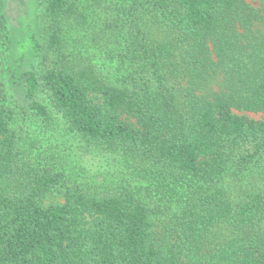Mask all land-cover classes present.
I'll list each match as a JSON object with an SVG mask.
<instances>
[{
  "label": "trees",
  "instance_id": "trees-1",
  "mask_svg": "<svg viewBox=\"0 0 264 264\" xmlns=\"http://www.w3.org/2000/svg\"><path fill=\"white\" fill-rule=\"evenodd\" d=\"M115 1L36 0L26 96L35 119L137 159L151 183L95 187L24 160L0 18V264H264V33L251 31L264 15L245 0ZM214 66L221 86L202 94Z\"/></svg>",
  "mask_w": 264,
  "mask_h": 264
},
{
  "label": "rangeland",
  "instance_id": "rangeland-1",
  "mask_svg": "<svg viewBox=\"0 0 264 264\" xmlns=\"http://www.w3.org/2000/svg\"><path fill=\"white\" fill-rule=\"evenodd\" d=\"M245 2L256 9L259 15H264V0H245ZM93 9L95 10L93 15L98 19L100 11L95 7ZM88 11L91 12L90 5ZM37 12L36 0H0V18L8 37L1 76L3 92L6 102L14 106L20 117L17 124L26 133L27 139L22 144L24 160L60 168L66 178L79 184L101 187L124 181L129 182L136 192L144 191V186L151 183V180H145L149 171L137 159L87 144L68 131L58 118L43 122L32 115L30 100L26 96L25 77L27 71L35 69L37 62L22 44L31 32L35 35L39 33L40 23ZM79 26L80 28L73 29L72 36L75 39L79 36L77 42L85 41L86 36L90 35L87 33L90 30H86L83 25ZM238 31L245 32L242 27ZM251 31L252 34L264 33V27L255 20L252 22ZM211 58L216 61L214 54H211ZM218 69L214 66L212 73L209 72L201 88L202 94L219 90L222 74ZM234 112L255 120L262 117L260 112L236 110ZM122 118L134 123V120L126 115H122ZM61 200V197L53 192L46 194L42 202L48 204Z\"/></svg>",
  "mask_w": 264,
  "mask_h": 264
}]
</instances>
